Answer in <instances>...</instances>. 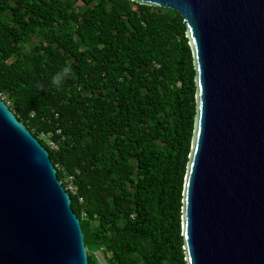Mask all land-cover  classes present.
I'll return each mask as SVG.
<instances>
[{
  "label": "trees",
  "instance_id": "16d2710c",
  "mask_svg": "<svg viewBox=\"0 0 264 264\" xmlns=\"http://www.w3.org/2000/svg\"><path fill=\"white\" fill-rule=\"evenodd\" d=\"M195 91L185 24L172 9L0 0V97L48 149L64 187L71 177L88 264H100L97 250L107 264H187Z\"/></svg>",
  "mask_w": 264,
  "mask_h": 264
},
{
  "label": "water",
  "instance_id": "95a60500",
  "mask_svg": "<svg viewBox=\"0 0 264 264\" xmlns=\"http://www.w3.org/2000/svg\"><path fill=\"white\" fill-rule=\"evenodd\" d=\"M178 12L195 69L187 264H264V0H133ZM0 264H88L49 151L0 97Z\"/></svg>",
  "mask_w": 264,
  "mask_h": 264
},
{
  "label": "built area",
  "instance_id": "2783aa9c",
  "mask_svg": "<svg viewBox=\"0 0 264 264\" xmlns=\"http://www.w3.org/2000/svg\"><path fill=\"white\" fill-rule=\"evenodd\" d=\"M50 146L56 148V145L53 142H50ZM65 182L67 183L65 187L66 190H69L70 192L76 191V187L71 182V177H68Z\"/></svg>",
  "mask_w": 264,
  "mask_h": 264
},
{
  "label": "rangeland",
  "instance_id": "374dc122",
  "mask_svg": "<svg viewBox=\"0 0 264 264\" xmlns=\"http://www.w3.org/2000/svg\"><path fill=\"white\" fill-rule=\"evenodd\" d=\"M94 256L97 258V260L99 261L100 264H107L102 251L97 250V251H93Z\"/></svg>",
  "mask_w": 264,
  "mask_h": 264
},
{
  "label": "clouds",
  "instance_id": "9594fccd",
  "mask_svg": "<svg viewBox=\"0 0 264 264\" xmlns=\"http://www.w3.org/2000/svg\"><path fill=\"white\" fill-rule=\"evenodd\" d=\"M62 81H63V78L61 76H55V77H53V83L55 85H60L62 83Z\"/></svg>",
  "mask_w": 264,
  "mask_h": 264
}]
</instances>
